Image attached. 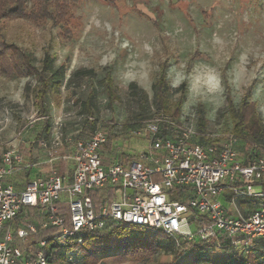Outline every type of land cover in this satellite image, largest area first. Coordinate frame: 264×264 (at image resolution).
Here are the masks:
<instances>
[{
	"label": "rangeland",
	"instance_id": "1",
	"mask_svg": "<svg viewBox=\"0 0 264 264\" xmlns=\"http://www.w3.org/2000/svg\"><path fill=\"white\" fill-rule=\"evenodd\" d=\"M13 1L0 0V8ZM18 1L25 7L21 18L0 20L6 40L39 66L49 53L52 67L62 66L65 73L59 90L46 95L49 126L43 134L57 129L75 140L92 94L96 127L117 140L118 153L145 149L142 132L128 130L134 125L140 131L149 120L173 121L207 140H224L235 136L229 131L228 97L236 105L248 87L264 125V0ZM45 7L54 11L52 20ZM62 11L67 13L63 17L58 15ZM162 63L171 87L184 84L177 120L157 111L153 84ZM107 71L118 96L111 104L103 81ZM33 86L28 77L0 74V155L22 149L35 137L32 127L43 121ZM238 139L239 151L254 148L264 155V137L256 144ZM170 199L179 200L178 192H171ZM194 244L203 247L196 258L188 242L154 250L151 239L133 240L127 249L99 250L98 264H207L205 251L212 260L233 253Z\"/></svg>",
	"mask_w": 264,
	"mask_h": 264
},
{
	"label": "built area",
	"instance_id": "2",
	"mask_svg": "<svg viewBox=\"0 0 264 264\" xmlns=\"http://www.w3.org/2000/svg\"><path fill=\"white\" fill-rule=\"evenodd\" d=\"M141 128L130 133L142 132L145 149L112 163L101 155L105 130L68 140L56 129L39 140L49 173L30 178L22 189L8 181L24 168L22 155L13 149L2 153L0 264H48L52 243L65 248L66 264H79L83 233H99L109 221L160 230L175 242L211 243L222 251L228 246L244 252L256 239L264 242V191L255 189L264 179V155L248 158L238 150L236 136L201 143L206 135L169 120L145 121ZM66 142L71 149L62 154ZM57 159L68 161L70 171L52 166ZM225 183L232 190V214L220 202ZM173 191L179 200L170 199ZM239 197L254 198V209L244 214ZM27 208L37 209L38 224L18 220Z\"/></svg>",
	"mask_w": 264,
	"mask_h": 264
},
{
	"label": "trees",
	"instance_id": "3",
	"mask_svg": "<svg viewBox=\"0 0 264 264\" xmlns=\"http://www.w3.org/2000/svg\"><path fill=\"white\" fill-rule=\"evenodd\" d=\"M24 3L28 1L36 2L37 0H22ZM72 3L75 0H71ZM66 3L71 5L69 0ZM21 1L15 0L11 4H4L0 8V20L8 17L21 18L23 9ZM45 16L49 19L54 11L51 9H44ZM66 12H60L58 15L65 16ZM4 27L0 23V74L5 77H28L34 81V86L32 92L34 93L35 100L41 108L42 116V130H46L49 126L47 119V107L45 106V98L49 92H54L59 90L61 81L63 80L65 73L61 67H52V58L49 53H45L42 58L41 65L35 64L31 57L17 44L8 42L4 33ZM65 32L68 34L69 29L65 28ZM167 64L162 63L159 66V71L157 77L153 84L155 93V100L157 104V111L159 115L168 116L171 119H178L181 111V105L184 101L183 98V87L184 84L179 85L176 88L171 87L166 80V70ZM104 84L106 89V95L109 104L113 103L118 99L115 88L113 86V81L111 78V73L107 71L104 76ZM134 88L133 84L129 85ZM179 93V96L173 98L172 93ZM250 88L246 89L240 98L239 102L235 105L231 98L228 97V117L230 119V132L232 135L239 136L243 141L250 143H257L264 137V125L257 112L255 103L250 100ZM93 95L90 94L87 97L85 106L87 108V118L84 120L81 129L77 133L75 140H84L91 137L93 131L96 128V121L94 119L93 112ZM157 114V115H158ZM128 132L132 130H138L134 125L130 126ZM40 131L35 126L31 132ZM106 131V130H105ZM107 132V131H106ZM111 133L107 132V141L105 146L107 148L112 147V137ZM210 140L202 139L201 143H207ZM248 158L260 156L259 152L254 148L250 151L245 152ZM128 156H133V154H125ZM257 184L262 185L264 189V179L258 181ZM256 203V201H255ZM151 239L154 250L158 249H169L175 241L172 238L166 236L162 231L155 230L152 231L146 227L132 225L128 223L111 222L107 223L106 228L99 233H83V244L81 246V261L79 264H98L100 257L98 255L99 250H114L117 248L127 249L129 244L133 240H146ZM183 243V242H182ZM191 243L195 248L196 253L194 258L197 256V252L203 247H200L193 242ZM199 244V243H197ZM211 250L214 248L217 251H222L216 249L211 243L206 244ZM131 246V245H130ZM232 250V255L217 254L218 260H212L209 256L208 251H205L207 264H264V244L254 243L252 248L245 252L235 251L228 246L224 247V251ZM249 254V257H248ZM48 264H66L65 263V248L52 243L48 250ZM174 264H181L176 262Z\"/></svg>",
	"mask_w": 264,
	"mask_h": 264
},
{
	"label": "crops",
	"instance_id": "4",
	"mask_svg": "<svg viewBox=\"0 0 264 264\" xmlns=\"http://www.w3.org/2000/svg\"><path fill=\"white\" fill-rule=\"evenodd\" d=\"M41 125L37 127V129H39L40 127V131L38 132V130H36V132L38 133L34 135L35 136L34 138L31 137L28 140H26L27 143L23 142L24 146L22 149H15L22 155V158H23L22 161L24 164V168L21 171L15 173L14 175L8 178V181L11 182L16 189H22L25 186V183L30 178H33L36 176H45L49 173V169L51 166H50V163L47 162V155H46L45 149H43L39 145V140L42 138H49L53 132L51 133L48 132V133L43 134L45 131L42 130ZM34 127L35 126H33L32 129ZM96 129H103L107 131V129L99 128V127H96L95 130ZM111 146L112 147L107 148L104 145L101 149V155L105 163L118 162V160L122 158L124 159L126 157L125 154H130V152L129 153L128 152L118 153V151H116L118 147V143H117V140L115 139H112ZM70 149H71L70 143L66 142L64 146L60 149V152L62 154H66L70 151ZM52 166L56 167L60 173H66L67 171H70L71 169L70 163L64 159H57L53 161ZM225 185L226 186L224 187L223 195L220 197V202L225 208V210L228 213L232 214L233 211L230 205L232 190L228 183H225ZM255 189L256 190L261 189L264 191L262 185L257 184V183L255 185ZM255 201L256 200L251 197H239L236 199V204H237V207L244 214H247L254 209ZM18 220L22 221L23 223L31 222L34 224H38L40 221V216L36 208H27L26 210H23L21 212ZM256 243L264 244V242L259 239L255 240V244Z\"/></svg>",
	"mask_w": 264,
	"mask_h": 264
}]
</instances>
